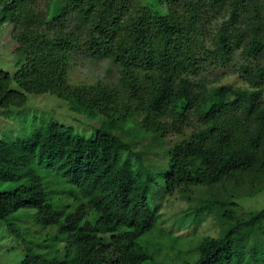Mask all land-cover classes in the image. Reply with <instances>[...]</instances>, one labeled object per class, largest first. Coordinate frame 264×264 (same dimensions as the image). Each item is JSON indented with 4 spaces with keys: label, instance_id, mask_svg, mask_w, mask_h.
Here are the masks:
<instances>
[{
    "label": "trees",
    "instance_id": "obj_1",
    "mask_svg": "<svg viewBox=\"0 0 264 264\" xmlns=\"http://www.w3.org/2000/svg\"><path fill=\"white\" fill-rule=\"evenodd\" d=\"M39 1L0 0L22 58L0 71V106L55 95L90 122L46 117L0 139V221L24 241L20 264H166L147 236L208 219L216 234L184 264H264V207L241 204L264 193V0H43L51 18ZM237 52L241 85L200 77ZM78 53L111 60L118 82L71 86ZM191 200L167 222L168 206Z\"/></svg>",
    "mask_w": 264,
    "mask_h": 264
},
{
    "label": "rangeland",
    "instance_id": "obj_2",
    "mask_svg": "<svg viewBox=\"0 0 264 264\" xmlns=\"http://www.w3.org/2000/svg\"><path fill=\"white\" fill-rule=\"evenodd\" d=\"M150 8L159 6L160 0H141ZM39 10L50 14L46 3L43 0L38 2ZM225 13H218L211 15L207 24V37L210 38L215 33L216 26L224 19ZM10 24L4 23L0 26V71L14 75L20 65L21 56L14 52V47L17 42L10 36ZM210 39L207 44L210 45ZM246 63L241 57L240 52H237L231 65L228 67H206L201 73L200 77H207L215 80L218 83H226L235 80L237 84L241 85L243 81L239 77L240 66ZM264 65V56L260 60ZM68 82L71 86L91 87L98 83L112 86L119 80V68L114 65L111 60L107 58H93L85 53H78L71 57L70 68L68 70ZM55 117L61 121L72 122L77 117L85 123L90 122L83 114H76L71 110L70 104L55 96V95H41L28 96V101L24 106L2 108L0 106V139H17L28 136L33 127L39 125L43 118ZM75 122V121H74ZM93 123V122H92ZM75 125L77 123L75 122ZM180 136H172L170 142L176 143L181 140ZM203 197L210 198L211 194L218 195L219 198L228 197L233 193L230 187L226 190L213 189L208 190L202 188ZM192 204H196V200L176 201L171 206H168L166 211L167 222L171 223L175 217L184 216V213L189 210ZM245 209L260 210L264 207V193L246 199L241 203ZM22 225V224H20ZM192 225L187 230L173 233L172 235H163L159 231H155L149 236L153 243L157 246V259L166 264H184L186 261H193L197 258V246L202 237L206 234L215 235V227L213 220L208 219L206 222L197 227ZM49 231H43L42 236ZM36 239L34 236H32ZM173 238L177 239L173 241ZM25 256V246L23 240H18L13 235L7 226V223L0 221V264H20Z\"/></svg>",
    "mask_w": 264,
    "mask_h": 264
}]
</instances>
